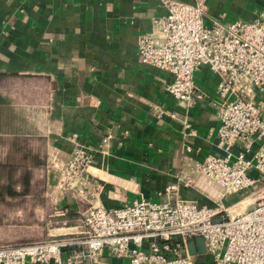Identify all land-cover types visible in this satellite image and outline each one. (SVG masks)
I'll list each match as a JSON object with an SVG mask.
<instances>
[{"label":"crops","instance_id":"1","mask_svg":"<svg viewBox=\"0 0 264 264\" xmlns=\"http://www.w3.org/2000/svg\"><path fill=\"white\" fill-rule=\"evenodd\" d=\"M262 8L264 0H207L202 22L249 21ZM163 13L156 0H0V135L44 139L46 162L24 196H38L46 236L84 235L81 216L90 206L138 198L210 203L194 185L165 192L178 174L195 181L197 164L221 151L218 76L205 65L196 69L202 98L186 105L167 92L166 71L139 60L137 37ZM73 134L92 155L87 200L57 189L49 165L68 157ZM194 251L191 264H213L205 250ZM125 263L103 248L95 264Z\"/></svg>","mask_w":264,"mask_h":264},{"label":"built area","instance_id":"2","mask_svg":"<svg viewBox=\"0 0 264 264\" xmlns=\"http://www.w3.org/2000/svg\"><path fill=\"white\" fill-rule=\"evenodd\" d=\"M156 1L164 13L151 17L150 29L137 37L140 62L166 71L167 92L186 105L202 98L193 84L196 69L205 65L218 76L215 134L221 155H206L195 181L178 174L165 192L179 183L194 185L210 203L138 198L115 208L90 206L81 216L84 235L0 245V264H95L103 248L125 264H191L186 244L195 237L202 238L213 264H264V183L241 212L231 207L242 200L223 202L264 177V8L249 21L205 25L207 0ZM70 141L65 160H49L55 187L87 200L95 179L92 155L74 134Z\"/></svg>","mask_w":264,"mask_h":264},{"label":"rangeland","instance_id":"3","mask_svg":"<svg viewBox=\"0 0 264 264\" xmlns=\"http://www.w3.org/2000/svg\"><path fill=\"white\" fill-rule=\"evenodd\" d=\"M17 127L18 119H12ZM14 129V127H11ZM6 136V135H1ZM32 147H38L44 156V163L46 162V147L44 139L41 136H32ZM6 145L0 144V160L6 161L11 159V154L7 151ZM9 154V155H8ZM7 155V156H6ZM264 183V177L256 183L254 188L246 189L225 197L224 204L236 203L242 200L241 203L234 204L231 209L234 212L249 208L247 202H250L257 191ZM39 201L38 196L31 194V196L16 197L14 199H6L0 203V245L4 244H18L29 241H38L45 238V217L40 212V207H36ZM46 205V204H45ZM47 209V208H46ZM48 224V222H47ZM48 225H46L47 227ZM45 231V234H44Z\"/></svg>","mask_w":264,"mask_h":264},{"label":"trees","instance_id":"4","mask_svg":"<svg viewBox=\"0 0 264 264\" xmlns=\"http://www.w3.org/2000/svg\"><path fill=\"white\" fill-rule=\"evenodd\" d=\"M32 140L28 135H0V144L11 154V159L0 160V203L31 191V178L44 165V156L38 147H32Z\"/></svg>","mask_w":264,"mask_h":264},{"label":"water","instance_id":"5","mask_svg":"<svg viewBox=\"0 0 264 264\" xmlns=\"http://www.w3.org/2000/svg\"><path fill=\"white\" fill-rule=\"evenodd\" d=\"M187 252L189 254H194L195 253V249L197 250V252L199 253H203L204 252V243L201 237H195L192 240H188L187 244Z\"/></svg>","mask_w":264,"mask_h":264}]
</instances>
